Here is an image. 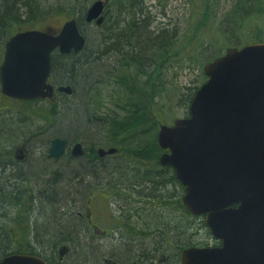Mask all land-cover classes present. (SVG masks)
<instances>
[{
	"label": "trees",
	"instance_id": "1",
	"mask_svg": "<svg viewBox=\"0 0 264 264\" xmlns=\"http://www.w3.org/2000/svg\"><path fill=\"white\" fill-rule=\"evenodd\" d=\"M67 1L72 5L68 4L66 9L69 8L71 14L77 13L79 28L86 36L87 43L79 53H72V55L64 57L63 61L67 60V62L63 63L58 55H53L52 70L54 76L59 82H65L67 85L72 86L73 92L69 100H73L68 101L66 95H63L64 99L61 96L62 98L57 102V106L55 103H50L51 106L43 108L44 118L50 123L59 120V123L65 124L64 128L56 131L59 133V137L63 136L69 139L70 133L74 131L78 135H86L85 137L91 140L100 132L104 133L103 146L117 147L119 151L125 150L124 152L133 149L136 152L140 150L139 156L147 153L148 150L146 149L151 148V152L154 150V154L157 156L154 160L146 157L151 162L149 165L135 166L137 168L136 172L140 169L142 171L134 178H143L154 182L156 193L163 192L165 188L172 187V184L175 183L179 188L181 184L172 173L165 176L164 181H157L160 180L164 172L163 167L159 164L162 152L159 153L160 147L157 143L160 123L150 121V118L142 119L140 117L150 105L142 96L137 97L134 87H137V89L150 87L154 95L159 94L160 85L156 82L159 76L153 75V73L160 72L159 67L166 60L169 50L173 51V46H176L177 43L180 44L183 36L177 37L175 32L165 28H161L157 32L152 31L146 18L142 19L144 9L140 0H132V3L131 1L128 3L127 1L123 2V0H110L111 2L106 7V11L110 14L107 15L105 24L99 27L91 26V24L85 22L84 15L91 0ZM205 1L209 2L211 0ZM262 3V0H236L231 10L224 15L225 17L219 26L220 32L224 36L231 33L235 38L240 39L241 35L245 34L240 30L246 20L249 21L256 14H263ZM112 6H114L116 15L111 11ZM46 8L42 0H0V53L4 50L5 44L11 35L30 29L45 31L51 29L48 26L40 28L37 25V20L40 19L43 22L46 18L58 16L56 13L66 10L60 4L52 5L50 9ZM210 9L211 7L203 8L199 26L209 20ZM122 10L128 16L118 22L117 19L121 16ZM75 16L72 14V17ZM115 16L116 18L113 20L112 18ZM253 27L254 29L252 28L253 30L248 37L254 39L251 42H245L244 45L264 43V30L257 29V25ZM91 29L92 31H90ZM236 31L237 33H235ZM208 40L209 45L198 53L199 59H210L205 64L218 57L209 54L214 51L213 48L219 46L217 44L218 40L214 38ZM194 41L189 39L188 44L194 43ZM198 44L201 46L200 43ZM1 56L0 54V58ZM116 65L119 68L118 73L120 76L116 80L118 85L116 98L119 103L115 104L119 106L123 113L99 115L94 108L90 112L87 111V105L89 104L85 100L84 89H88L86 86L99 80L100 77H103L104 72H108L109 68ZM152 75L156 78L154 79ZM202 79L201 84L207 80L204 74H202ZM199 87L196 86L194 91L190 92V89L188 93H184L183 103L186 105V110ZM75 100L78 105L73 103ZM59 109L62 112H58ZM133 120L136 121L135 127L132 125ZM35 138L40 140L39 142L43 146H46L52 139L46 131L36 133ZM29 142L26 141L25 144L28 146ZM6 151L8 153L10 150ZM46 152L43 154L40 168L35 167L23 173L20 172L18 167L19 173L15 176L26 178V186L13 185L7 198L3 192L0 193V195L5 196L3 200L0 196L1 203L9 199V204L18 210L11 213L10 216V234L6 235L0 228V260L9 254H31L41 257L48 264H104L102 257L107 256L114 264H148L158 249L164 246L161 233L155 234L147 242H140L136 246H112L109 249L95 247L94 245L87 246V243H83L86 238H83L79 220L69 213H64L68 209L67 204H69V201L75 199V194H71L69 189L78 187L76 184L80 183L81 179L84 180L90 177L94 181H101L107 178H126L122 172L116 171L122 170L118 166L119 159L99 160L97 156H93L90 160L83 157L71 159L67 155H63L64 153L56 159L50 158ZM51 165H57V167L51 168ZM34 180L35 185L32 183ZM71 181H74L75 185H72ZM86 187L83 186L82 189L80 187L75 188V193L84 194ZM176 198L178 199V205L176 202L177 206L174 205L176 210L179 211L181 208H185L179 191ZM171 199L172 197L169 201L170 210L173 209ZM158 201L163 205L166 204L163 198ZM185 217L184 229L172 220L169 223L171 239L177 245V248L171 251L172 256L179 253V247L207 246L204 242L193 240V231L202 230L203 227L206 233L211 235L206 227L204 216H192L185 209ZM39 218L43 221L40 225ZM175 219L179 223L180 217L176 215ZM160 223L162 225L160 231L162 232L165 223ZM38 238L41 239V242L36 244L34 241ZM6 242L13 243L14 246L7 248L5 247ZM47 245L51 247L48 248ZM62 247H67V251L61 257L60 250ZM174 260L175 258L172 257L164 264H173Z\"/></svg>",
	"mask_w": 264,
	"mask_h": 264
},
{
	"label": "water",
	"instance_id": "2",
	"mask_svg": "<svg viewBox=\"0 0 264 264\" xmlns=\"http://www.w3.org/2000/svg\"><path fill=\"white\" fill-rule=\"evenodd\" d=\"M104 6L103 0L94 1L85 22L102 25ZM85 45L78 18L66 21L57 34L18 32L5 46L2 93L20 101L52 98V53L77 54ZM204 74L208 79L193 96L188 116L161 125L157 139L168 151L160 164L172 167L185 186L186 210L204 216L211 236L221 241L218 247L185 249L182 263L264 264V43L229 48L205 65ZM58 92L69 96L73 89L62 85ZM66 148V139L53 138L48 155L59 158ZM115 152L100 148L98 156ZM72 155H84L80 143ZM0 264L47 263L36 255L10 254Z\"/></svg>",
	"mask_w": 264,
	"mask_h": 264
},
{
	"label": "rangeland",
	"instance_id": "3",
	"mask_svg": "<svg viewBox=\"0 0 264 264\" xmlns=\"http://www.w3.org/2000/svg\"><path fill=\"white\" fill-rule=\"evenodd\" d=\"M45 3L47 8H50L51 5L60 4L63 6V9H66L68 4L72 5V3L68 2L67 0H42ZM262 8H264V0H262ZM92 2V0H91ZM90 2V3H91ZM236 0H211L209 2L205 0H140L142 7L144 9L142 19L146 18V21L149 22V27L152 31L157 32L161 28H165L170 30L171 32H175L177 37L183 36L182 42L179 44L177 43L174 47V50H169L168 54L166 55V60L162 63V66L159 67V71L157 74L159 77L157 78V83L160 85V92L158 95H154L152 93V88L147 89H137L134 87L137 94V97L142 96L147 104L150 106L141 114L140 116L142 119H149L150 121H157L160 123L159 125H173V122L184 118V113L186 110V105L183 103L184 93H188L189 90L194 91L196 86H200L202 83V74L203 73V66L205 63L210 60H204V58L199 59L198 53H200L203 48L209 45V38L217 39L219 46L217 48H213V52L209 53L213 56L221 57L225 54L228 48H243L245 42H251L254 38H249L248 35L254 29L253 26L257 25V29L261 28L264 30V12L263 14H256L252 19L249 21L246 20L245 24L241 26L242 32H245L244 35H241L240 39L235 38L231 33L228 36H224L219 30L220 23L224 19V15L231 10L232 6ZM204 7H211V14L210 18L207 22H205L202 26H199V22L201 21L203 8ZM112 13L115 15L114 6L111 7ZM78 12V11H77ZM58 16L48 17L45 21L41 22L40 19L37 20V25L40 28H44L46 26L50 27L51 30H57L60 28L64 21L70 19L72 14L75 15L76 12L72 13L69 11V8L63 12L56 13ZM110 13L107 11V15ZM106 15V13H105ZM105 15L104 19H105ZM127 13H124L122 10L121 16L117 19L118 22L125 19L127 17ZM116 16L112 18L115 20ZM95 26V25H94ZM96 27V26H95ZM200 27V28H199ZM253 28V29H252ZM256 30V29H255ZM92 31V29L90 30ZM89 31V32H90ZM95 32V31H94ZM237 33V31L235 32ZM189 35V36H188ZM252 36V34H251ZM264 36V32H263ZM189 39L195 40L194 43L188 44ZM184 40V41H183ZM200 43L201 46L198 44ZM239 44V45H237ZM222 54V55H221ZM208 55V53H206ZM205 55V56H206ZM217 57V58H218ZM203 61V64H202ZM118 66L109 68L107 71L104 72L103 77H100L99 80L95 81L89 86H86L88 89H84L85 92V100L88 102L87 111H91L93 108L95 111L98 112L99 115L110 114L114 115L117 113H123L119 106H116L115 103H119V100L116 98V92L118 90V85L116 84L117 77L120 76L118 73ZM152 75V76H153ZM155 79L156 77L153 76ZM205 80V79H204ZM153 83V82H152ZM157 96V97H155ZM64 99V96H63ZM182 99V100H181ZM73 100V99H72ZM68 100V101H72ZM67 101V100H66ZM67 101V103H68ZM3 102L0 101V108L4 107L7 104H2ZM75 105H78L77 101H73ZM152 104V105H151ZM52 104L48 103H25L22 105L8 106V107H19L20 110H13L10 112L0 113V148L11 150V158L13 157V149L18 147L23 149L24 156L26 157L27 154V161L23 162L20 165H10L9 168H2L0 167V177L8 176V174L17 175L20 172H28L35 167L40 168V162L42 161L43 154L45 152L48 154V148L50 142L43 146L39 142L40 140L35 138L36 133H43L46 131L51 135V138L59 137V133L56 132L61 128H64V123H59V120L50 123L49 121L44 118L43 114H45L43 108L51 106ZM57 106V102L55 103ZM188 110V109H187ZM186 110V111H187ZM21 111V112H19ZM58 112H62L61 109ZM88 112V113H89ZM135 117V116H134ZM137 120V118H136ZM132 125L135 127L136 121L133 120ZM101 131V130H100ZM71 138H66L70 141L71 145L74 146L77 143H80L83 148L85 147L87 151H89L92 147L95 146L98 148L104 147L102 143L104 142V133H100L95 137L89 140L86 138V135H78L76 133L71 132ZM60 138H64L61 136ZM51 139V140H52ZM88 139V140H87ZM50 140V141H51ZM87 140V141H86ZM26 141H30L28 146L25 144ZM25 144V146H24ZM108 147V146H105ZM28 149V150H27ZM143 150V149H142ZM148 150L147 153H143V155H138L140 150L137 152L133 150H127L124 152L123 150L120 151L123 159H119L122 165H119L122 170H116L118 172H122L125 177H133L135 175H139L142 171L135 170V166H144L149 165L151 162L146 159L148 157L150 160H154L155 155L154 150L151 152V148L146 149ZM43 151V152H42ZM21 150L18 153L21 154ZM156 152V151H155ZM158 152V151H157ZM162 150L159 149V153ZM23 156V155H22ZM24 158V157H23ZM145 160H141V159ZM111 159L107 160L110 161ZM117 160V159H116ZM22 162V161H21ZM134 165V167L132 166ZM19 167V170H18ZM51 168L57 167V165H51ZM36 168V169H37ZM27 170V171H26ZM17 171V172H16ZM116 172L115 170H113ZM23 177V176H21ZM84 179V178H83ZM87 182H83L84 180L80 181L84 185L77 184L78 187L81 189L83 186L86 187V199L88 197L89 191H93L94 189L97 190V194H95L96 200H103L105 199L102 195L104 194V189L101 185H99L100 181H94L87 177ZM34 185V182H32ZM74 181H71V184ZM96 186V188H95ZM75 187V188H78ZM105 187V186H104ZM70 188V187H69ZM68 188V189H69ZM79 190V189H77ZM88 190V191H87ZM80 200V198L78 199ZM104 204L107 205L106 199L103 200ZM174 205L177 206L178 199L175 198L173 201ZM176 202V204H175ZM144 211V210H143ZM3 212H7L0 206V214ZM162 216L156 215L154 216L155 226L162 227L161 223L163 224L167 222L168 212H166V216H163V212H160ZM11 215V214H10ZM176 215L181 217L176 210ZM10 216L6 215V217L0 218L1 224L8 225L10 223ZM161 217V218H159ZM39 225L43 223L42 219L39 218ZM180 220V219H179ZM181 221L184 222V218H181ZM186 222V217H185ZM159 223V224H157ZM179 225L180 223H177ZM205 227V226H204ZM206 228V227H205ZM194 234L192 236L193 240L196 242H204L207 246L202 245L204 247H211L214 245V241L211 235L206 233V230L202 227V230L199 229L198 231H193ZM193 232H190L191 234ZM191 237V236H190ZM114 244V243H113ZM116 247L114 245L107 244V249L110 247ZM195 247V246H192ZM190 248V247H189ZM184 249H187L186 247ZM108 259L107 256L102 257V262L104 264H108L106 262ZM112 261V260H110Z\"/></svg>",
	"mask_w": 264,
	"mask_h": 264
},
{
	"label": "flooded vegetation",
	"instance_id": "4",
	"mask_svg": "<svg viewBox=\"0 0 264 264\" xmlns=\"http://www.w3.org/2000/svg\"><path fill=\"white\" fill-rule=\"evenodd\" d=\"M106 21L102 24H105ZM93 24H91L92 26ZM51 30V29H48ZM5 49L1 51L0 58V66L3 62ZM73 53V52H72ZM72 53L68 55H72ZM59 51H55L53 55H60ZM52 56V60H53ZM61 57L62 62H67V60L63 61V57ZM68 57V56H67ZM66 58V57H65ZM49 83L52 84L55 88V96L51 99H39L34 100L35 104L39 103H56L61 100V96L63 93H59L57 88L64 85L63 82H59L54 76L53 70H51V75L49 79ZM0 101H2L5 105L0 108V113L11 112L13 110H20L19 107L14 108L16 105L25 104L23 101L13 100L2 93L1 90V81H0ZM2 103V104H3ZM14 107H8V106ZM70 144V143H69ZM72 145H68L63 155H67L69 158L74 159L72 155ZM107 150V147H102ZM98 147H92L89 151L84 147V155L81 156L83 158H88L89 160L93 158V156H97L99 160H109V159H123L121 152L117 150L114 154H105L103 157H99L97 154ZM19 150H22L21 154L18 153ZM23 149L15 147L12 151L13 157L11 158V150L7 153L6 149L0 148V167L9 168L10 165H20L27 159L24 156ZM23 155V156H22ZM24 157V158H23ZM77 157V158H81ZM14 159V160H13ZM57 159V158H56ZM13 160V161H11ZM22 161V162H21ZM26 162V161H25ZM122 165V163H120ZM134 167V165L132 164ZM163 167L162 177L157 181H164L165 176L171 175V173L175 176V172L167 166ZM137 168H135L136 170ZM10 176V174H8ZM18 179L14 182H11L13 185H19L21 187L26 186V178L17 177ZM1 179V177H0ZM7 180V179H6ZM10 180V179H9ZM7 180L9 183L10 181ZM88 179H84L83 182H87ZM82 181V179L80 180ZM79 181V182H80ZM143 178H118V179H104L101 180L99 185H101L104 189V194L102 195L106 199L107 205L104 204L105 199L96 200L95 194H97V190L94 189L92 192L89 191L88 197L86 199V193H75V187L69 189L71 194H75V199L70 200L69 204H67L68 209L64 211V213H69L71 216L76 217L81 224V232L83 234V238H86L83 243H87L89 245H94L95 247H107V244L115 246H136L140 242H147L152 238L155 234L161 233L164 246L160 247L154 257L149 260L148 264H164L166 261L175 258L173 264H183L182 263V251L184 247H179V253L172 256V250L177 248V245L172 241L170 232H169V223L170 221H174L176 224V208L174 207V202H172V210H170V198L171 201H174L177 197V192H180V198L183 199L185 194V187L181 184L179 188L176 183L172 187L165 188L163 192L156 193L154 182H150L149 180ZM83 184V183H78ZM75 185V182L72 184ZM77 185V184H76ZM84 185V184H83ZM105 186V187H104ZM150 186V187H149ZM96 188V187H95ZM159 189V188H158ZM11 188L7 189L3 192L6 198L9 196V192ZM88 191V190H87ZM86 192V191H85ZM70 193V192H69ZM156 193V194H155ZM2 196V200L5 199L4 195ZM80 198V200H78ZM163 198L166 204L163 205L158 200ZM1 201V200H0ZM0 206L2 208H8V213L3 212L0 214V218L6 217V215L11 216V213H15L16 210L14 206L12 207L9 204V199L0 202ZM144 210V211H143ZM160 212H163V216H166V212H168L167 222H165L163 228L164 230L161 232L159 226H155L154 216L159 215L162 216ZM180 220L179 227L182 229L185 228V208H181L179 211ZM165 213V214H164ZM11 214V215H10ZM184 218V222L181 221V218ZM10 218V217H9ZM159 224V223H157ZM166 226V227H165ZM176 226V225H175ZM0 228L3 233L6 235L10 234L9 224H1ZM3 228V229H2ZM6 229V230H5ZM36 244L41 242V239L34 241ZM7 243V242H6ZM5 243V247L10 248L13 247L14 244L8 242ZM114 243V244H113ZM214 246H219L217 242H214ZM48 248L51 246L47 245ZM66 246V245H65ZM180 249H182L180 251ZM171 256V258H169ZM3 259V258H2ZM1 259V260H2ZM46 262V261H45ZM108 264H114L110 260H106ZM48 264V263H47Z\"/></svg>",
	"mask_w": 264,
	"mask_h": 264
},
{
	"label": "bare ground",
	"instance_id": "5",
	"mask_svg": "<svg viewBox=\"0 0 264 264\" xmlns=\"http://www.w3.org/2000/svg\"><path fill=\"white\" fill-rule=\"evenodd\" d=\"M130 2L131 1V3L133 2L132 0H123V2ZM93 2V1H92ZM91 2V3H92ZM111 1L110 0H105V6L107 7V5L110 3ZM91 3H89L88 4V6H87V9L89 8V6L91 5ZM52 6V5H51ZM51 8V7H50ZM50 8H46V9H50ZM86 9V10H87ZM76 16H78L77 15V13L75 14ZM115 15H116V12H115ZM85 38H86V36H85ZM86 43H87V39H86ZM72 53V52H71ZM70 54V53H69ZM59 56V58H61L60 56H62L63 58L64 57H67V56H69L68 54H60V55H58ZM0 68H1V66H0ZM0 81H1V79H0ZM64 83V85H67L65 82H63ZM67 96V98H68V100L71 98V96L72 95H66ZM64 139H66V138H64ZM67 140V147H68V145H70L71 143H70V141H68V139H66ZM70 143V144H69ZM9 180L10 182L8 183L7 182V180ZM18 178L15 176V175H13V174H11L10 176H3V177H1V179H0V193H2V192H4V191H6L7 189H9V188H11L12 186H13V184L11 183V182H14L15 180H17ZM4 209V208H3ZM6 209H8V208H6ZM62 249H64V247H62L61 248V250Z\"/></svg>",
	"mask_w": 264,
	"mask_h": 264
}]
</instances>
